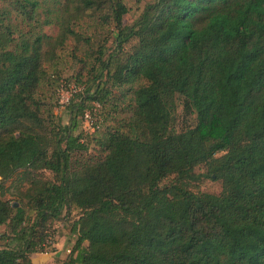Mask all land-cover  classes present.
Returning a JSON list of instances; mask_svg holds the SVG:
<instances>
[{"label":"trees","instance_id":"obj_1","mask_svg":"<svg viewBox=\"0 0 264 264\" xmlns=\"http://www.w3.org/2000/svg\"><path fill=\"white\" fill-rule=\"evenodd\" d=\"M126 13L121 0H0V264H31L69 209L63 264H264V0H152L130 25ZM83 19L111 28L112 50L97 47L60 125L41 85L68 41L89 43ZM110 98L113 125L74 135L94 118L85 104ZM176 99L193 115L179 131ZM201 177L219 192L191 191Z\"/></svg>","mask_w":264,"mask_h":264},{"label":"rangeland","instance_id":"obj_2","mask_svg":"<svg viewBox=\"0 0 264 264\" xmlns=\"http://www.w3.org/2000/svg\"><path fill=\"white\" fill-rule=\"evenodd\" d=\"M122 3L127 8V13L123 16L122 22L124 25H130L132 21L137 17L139 12L141 11L143 5L151 2L152 0H121ZM79 32L89 39V43L77 47V50L74 53H71V47L73 45L72 41L67 42L66 49L59 54L57 60L51 63L49 66L45 67V76L41 85V95L40 98L44 103V109L51 114L54 122L59 123L60 125H66L68 121V115L65 110V106L61 105L63 100L67 97L68 92L66 89L62 88L64 82H68L72 84L71 81H75V77L77 74L80 75V82H77L79 89L76 92L83 90L84 87L89 83L90 78L94 75L95 71H97V64L94 59L96 57L95 51L98 46H102L105 48V56L109 55L112 50L110 30L111 28H102L99 29L95 26V23L89 19H83L79 23ZM42 31L45 34L53 35L55 33L54 27H44ZM128 46L125 47L127 50ZM94 67V71L89 72L90 67ZM79 83V84H78ZM85 84V85H84ZM72 86V85H71ZM60 89V90H59ZM124 90V89H123ZM120 91V90H119ZM77 92V93H78ZM116 92V90H113ZM111 98L108 100V103L104 105L97 104H85L88 110L94 112V118L99 121V130L104 127H108L113 125V120H110L109 117V104ZM111 115V114H110ZM121 115L122 117L126 113H117L113 115L115 118ZM91 119V118H90ZM113 119V118H112ZM174 120H175V130H182L186 127H189L193 124V115H187L183 112L181 107V102L179 99L175 100V111H174ZM90 120H88L87 124L82 121L78 123L77 130L74 132V135L77 133L87 134L83 135L85 140L90 141V136L88 130H86V126L89 125ZM89 133V134H88ZM88 148L92 146L91 142L88 143ZM206 169L203 166H198L195 168V174L205 175ZM45 175L48 173L45 172ZM8 183H5L7 186ZM19 191H23L26 188V185H22L19 187ZM189 189L193 192H203L209 194H217L220 190V184L218 181L211 180L207 177H201L196 182H191ZM19 197L14 194V190L11 189L10 193L5 194L3 199L5 200H13ZM78 216V211L75 209H69L65 212H62L61 217L55 223H53L50 227V230L54 235V246L48 250V255L51 254L54 250L55 244L57 242L68 243L70 245L71 241L73 242L75 239V235L72 237L69 234V229L71 223L76 220ZM5 230L3 226H0V233ZM68 237L70 240L68 241ZM70 247V246H68ZM53 264H59V261H54Z\"/></svg>","mask_w":264,"mask_h":264},{"label":"crops","instance_id":"obj_3","mask_svg":"<svg viewBox=\"0 0 264 264\" xmlns=\"http://www.w3.org/2000/svg\"><path fill=\"white\" fill-rule=\"evenodd\" d=\"M71 236V235H70ZM73 237V236H72ZM70 238L68 237V241ZM72 241L70 245L68 243L57 242L54 247V250L51 254H42V253H33L29 255V259L31 264H53L54 261H59V264H63L66 256L69 253L70 247L72 245ZM70 246V247H68Z\"/></svg>","mask_w":264,"mask_h":264},{"label":"built area","instance_id":"obj_4","mask_svg":"<svg viewBox=\"0 0 264 264\" xmlns=\"http://www.w3.org/2000/svg\"><path fill=\"white\" fill-rule=\"evenodd\" d=\"M63 88V87H62ZM65 89V88H64ZM60 90V89H59ZM67 92H68V95L67 97L63 100V103L61 105H64L66 104L69 96L71 93H75L77 89H75L74 87L70 86L68 89H66ZM93 113H90L89 111H85L83 113V116H82V122L85 123V125L87 124L88 120H90V123L89 125H87L85 128L86 130H88L89 132H92L93 131ZM91 118V119H90ZM54 246V235L53 234H50L48 235L45 240L43 241V243L40 245V249H41V252L42 254H48V250L50 248H52Z\"/></svg>","mask_w":264,"mask_h":264}]
</instances>
